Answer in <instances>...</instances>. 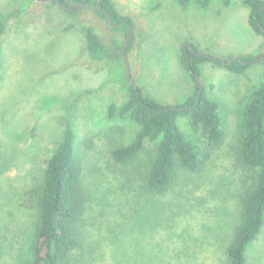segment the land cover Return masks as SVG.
<instances>
[{
    "label": "rangeland",
    "instance_id": "obj_1",
    "mask_svg": "<svg viewBox=\"0 0 264 264\" xmlns=\"http://www.w3.org/2000/svg\"><path fill=\"white\" fill-rule=\"evenodd\" d=\"M242 1L211 0L205 9L194 2L182 10L177 0H113L133 22L128 72L122 57L88 64L83 26L94 30L107 54L125 41L120 27L92 7L74 16L33 1L16 15L25 0H0V23L6 21L0 36V264L31 258L40 186L67 122L81 164L80 264H228L226 249L251 186L238 161L239 121L252 90L264 83V59L239 75L210 62L198 65L205 96L221 104L222 140L208 147L200 129L177 117L184 136L210 156L199 172L178 169L163 193L145 190V159L129 168L112 161L110 151L130 143L138 127L116 114L108 118V108L126 100L128 83L163 105L184 102L193 87L181 63L186 44L221 60L264 52ZM244 263L264 264V224Z\"/></svg>",
    "mask_w": 264,
    "mask_h": 264
},
{
    "label": "trees",
    "instance_id": "obj_2",
    "mask_svg": "<svg viewBox=\"0 0 264 264\" xmlns=\"http://www.w3.org/2000/svg\"><path fill=\"white\" fill-rule=\"evenodd\" d=\"M25 0L23 8L16 15L26 13L30 2ZM74 4H84L85 8L92 7L95 12L108 22L105 13L97 8V0H68ZM180 8L186 10L190 4L196 2L201 9H205L211 0H177ZM243 4L251 10L247 19L249 28L264 39V0H243ZM49 5L57 6L76 16L77 11H68L66 0H50ZM155 5L151 11L158 9ZM100 8L110 12L113 23L133 22L128 16H122L114 7L113 0H100ZM73 16V17H74ZM6 21L0 23V36L4 31ZM73 28L69 24L65 31ZM127 35V27L120 26ZM84 49L87 52L88 64L96 66L105 58L119 59V48L115 45L112 55L106 53L100 37L91 27L83 26ZM193 51L198 50L190 44ZM133 46L132 35L126 55ZM181 63L193 81L184 102L174 105H163L141 93L139 88L128 83L127 98L120 105L112 104L108 108L109 117L116 114L121 118L132 121L138 130L133 140L123 146L110 151L112 161L122 167H133L142 158L145 159L146 172L142 179L145 190L150 193H163L173 181L178 169L196 173L199 172L209 159V152L205 147L186 138L177 125V117L188 118L193 129H200L208 147L220 144L223 136L221 104L205 96L203 90L198 99L199 84L191 72L200 76L198 65L210 62L216 67L224 68L234 74H243L250 67V62L263 57L258 55L240 56L241 61H234L224 66L220 61H229L209 55L219 61H212L197 56L182 47ZM188 52L189 65L186 63ZM244 62V63H243ZM1 65V59H0ZM238 161L249 173L251 186L244 193L241 206V220L226 249L228 264H245V252L251 242L260 234L264 224V83L257 85L251 92L239 121ZM148 144H154L151 148ZM142 170V168H141ZM81 164L76 157L75 135L71 125L67 122L62 141L48 159L42 186L37 199L38 219L32 244V255L27 264H80L84 256L83 243L76 235V219L83 211V196L80 187Z\"/></svg>",
    "mask_w": 264,
    "mask_h": 264
},
{
    "label": "water",
    "instance_id": "obj_3",
    "mask_svg": "<svg viewBox=\"0 0 264 264\" xmlns=\"http://www.w3.org/2000/svg\"><path fill=\"white\" fill-rule=\"evenodd\" d=\"M34 1L40 2V3H47L50 0H34ZM66 3H67L68 6H66L65 9L68 10V11H80V10L84 9V7H85L84 4H72L68 0H66ZM97 8L100 11H102L103 13H105V15L107 17V20H108V23H109L110 26L115 27V28H119L120 26L125 25L127 27L128 31H127V35H126V38H125V41H124V45L121 48H119L118 54L124 59L125 64L127 65V68H128V72H129L128 61H127V57H126V54L124 53V51H125L126 48H128L129 41H130V38H131V31H132L131 30V25L128 22H126V21H122V22L114 24L113 21H112V16H111L110 12H108L105 9H101L100 8V0H97ZM184 48L188 49V51L191 52V53H195L197 56L205 57V58H208V59H210L212 61H219V60H216V58L212 57L211 55H209L207 53L199 52V51L194 52L190 44L189 45L186 44L184 46ZM261 60H263V57H260V58H257L255 60L251 61L250 65L256 63L257 61H261ZM234 61H241V58L238 57V56H235V57H232L227 62H225V61H220V62L224 66H229ZM186 63L189 65L188 52L186 53ZM191 74L193 75V77L197 81V83L199 84V92H198V99H199L201 94H202V92H203V84H202V82H201V80H200L198 75H196L194 72H191ZM129 75H130V73H129ZM134 87L136 88L135 85H134Z\"/></svg>",
    "mask_w": 264,
    "mask_h": 264
},
{
    "label": "flooded vegetation",
    "instance_id": "obj_4",
    "mask_svg": "<svg viewBox=\"0 0 264 264\" xmlns=\"http://www.w3.org/2000/svg\"><path fill=\"white\" fill-rule=\"evenodd\" d=\"M74 4H76V3H74ZM96 4H97V2H96ZM67 6H68V5H67ZM62 7L65 9L66 6H62Z\"/></svg>",
    "mask_w": 264,
    "mask_h": 264
},
{
    "label": "crops",
    "instance_id": "obj_5",
    "mask_svg": "<svg viewBox=\"0 0 264 264\" xmlns=\"http://www.w3.org/2000/svg\"><path fill=\"white\" fill-rule=\"evenodd\" d=\"M194 3V2H193Z\"/></svg>",
    "mask_w": 264,
    "mask_h": 264
}]
</instances>
